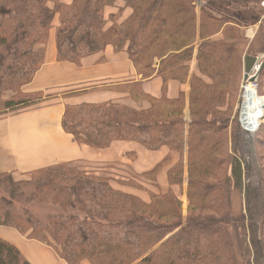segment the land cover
Segmentation results:
<instances>
[{"label":"trees","instance_id":"obj_1","mask_svg":"<svg viewBox=\"0 0 264 264\" xmlns=\"http://www.w3.org/2000/svg\"><path fill=\"white\" fill-rule=\"evenodd\" d=\"M55 17L58 62L79 65L84 57L112 47L127 55L144 80L186 77L197 33L195 0H0V116L37 107L51 98L44 93L24 94L21 89L43 63ZM198 22L202 43L196 55L199 77L192 78L189 96L187 200L199 214L188 215L184 222L180 203L170 191L151 194L150 202L144 203L115 190L109 177L59 164L30 173L28 181L35 189L22 199L13 176L0 175V227L48 246L66 264H252L236 260L228 229L246 219L255 264H264L262 221L255 216L248 182L244 184L245 218L235 219L230 213V195L236 188L230 184L231 176L236 174L238 180L243 164L228 149L229 117L218 118L219 111L225 110L218 101L222 95L224 100L229 97L228 89L240 72L241 58L235 48L239 31L223 27L224 22L205 8L199 10ZM217 34L221 40H213ZM121 91L134 100L148 101L150 108L136 111L115 103L66 106L61 120L64 132L78 145L94 149L127 141L151 151L166 147L181 152L183 119L173 115L181 114L182 99L147 98L138 84ZM80 93H63V98ZM208 138L212 142L207 146ZM220 151L225 159L219 157ZM182 169L181 160L170 169L169 186L182 183ZM206 176L214 183L208 184ZM43 193H51L54 213L41 220L28 208L42 203ZM17 205H22L21 210ZM162 218L173 222H159ZM0 264L30 263L0 239Z\"/></svg>","mask_w":264,"mask_h":264},{"label":"crops","instance_id":"obj_2","mask_svg":"<svg viewBox=\"0 0 264 264\" xmlns=\"http://www.w3.org/2000/svg\"><path fill=\"white\" fill-rule=\"evenodd\" d=\"M198 1L201 4H195L197 33L194 50L183 81L170 79L164 82L158 76L144 80L138 75L127 55L114 52L112 47L84 57L79 65L58 62L55 47V28L58 20L55 17L44 45L43 63L32 81L21 89L24 94L44 93L52 97L37 107L0 116V175L11 174L22 180L34 171L59 164H70L80 167L86 173L111 178L115 190L133 195L144 203L150 202L151 194H166L169 191L183 202V198L186 199L188 180L186 166L187 132L190 123L189 96L192 78L199 77L196 55L202 43L198 20L199 10L204 6L201 0ZM262 1L264 0H214L217 6L220 4V7H226L229 16L233 15V21L224 22L223 27H233L240 31L235 48L241 57L242 70L244 57L250 56L263 62L261 73L264 70V9L260 6ZM212 12L219 14L223 11L216 9ZM221 39L220 34L213 38ZM243 76L244 71L242 83ZM135 84L139 85L141 94L147 98L182 99L184 136L181 152L171 151L166 147L151 151L135 142L127 141H115L105 149H94L78 145L74 138L62 129L61 120L66 106L115 103L136 111L149 109L148 101L134 100L121 91V88ZM73 92L81 93L63 98V93ZM41 135L50 138L53 145L42 144L40 147H33L35 140ZM26 149L31 152L28 153L29 150ZM180 160L183 164L182 183L169 186L168 172ZM160 164L156 173L149 178L148 174ZM234 193L231 194L232 205H236ZM0 239L12 244L30 264H66L48 246L27 240L12 228L0 227ZM81 264L89 263L84 261Z\"/></svg>","mask_w":264,"mask_h":264},{"label":"rangeland","instance_id":"obj_3","mask_svg":"<svg viewBox=\"0 0 264 264\" xmlns=\"http://www.w3.org/2000/svg\"><path fill=\"white\" fill-rule=\"evenodd\" d=\"M201 1L204 6L203 8L208 9V14L214 17L215 19H218V21L220 22L233 21V17H232L233 15L229 16V14H227L228 10L224 5L220 7L219 6L220 4H218L217 6L214 3V0H201ZM196 2L197 3L199 2V4H201L200 1L198 0H195V4ZM216 9H219L223 12H219V14L213 13L212 10L216 11ZM238 56L239 58H241L239 53ZM238 66L240 72L236 71L237 73L235 74L234 77V83L228 89L229 97L228 98L224 97L225 98L224 100L222 95V98L218 101L219 105H223V108L225 109L219 111L218 118L221 119L224 117H229L228 129H227L228 149L231 151L230 153H232L233 151L234 153L233 155H235L236 157L238 156V159H240L241 163L243 164L241 168L242 170L240 172V177H238V180L237 177H235L236 174H232L231 176L232 178L230 180L231 182L230 184L231 186L234 185L236 187L235 190L232 191L235 192L233 199L235 200L236 205H232V196L230 195V213L235 219L241 220L245 218L246 212H245V201H244V184L248 182V191L250 192L251 197L253 198L254 208H256L255 216L257 219L262 221L260 224L262 225L261 236L264 241V122L262 123V125L258 126L256 129H254L251 132H245L240 127L238 111H239V103L241 102V89L243 87V83H242L243 70H242L241 61L239 62ZM260 73L261 70L259 71L258 76L254 79V86L258 95L264 97V70L262 71L261 74ZM188 115H189L188 119L191 122L192 118L190 116V113ZM173 117L184 118L182 112L181 114H174ZM235 137H237L236 139L238 140L239 138L241 139L239 146L235 144L234 141ZM207 140L208 143L206 145L208 146V144L210 145L212 141L211 138H208ZM222 153L223 151H220L218 153L219 157L225 159L224 156H221L223 155ZM187 163H188V159H187ZM187 166H186V176L188 177ZM217 175L219 176V174ZM182 176H183V169H182ZM28 178L29 177L26 176L22 178V180H18L15 177H13V180L16 182L14 188L16 189V192L19 195H22L20 199L31 194L35 189L34 185L28 181ZM206 178L208 179V184L214 183V181L212 182L211 178L209 179V177L207 176ZM1 188L2 187H0V189ZM42 195H44L42 197L43 202L40 203L38 201L31 208L28 209L32 213H34L39 219L44 220L45 217H47L48 215H52L54 211L49 204V198L51 196V193H43ZM1 196L3 195L0 194V197ZM185 198H186L185 200L183 198V202H180L178 200L180 203L179 206L180 215L184 222L187 220L188 215L199 214L198 209L196 208L194 209L188 206L187 190H186ZM21 207L22 205H17L18 210H21ZM200 214L212 215L210 212L207 211H200ZM158 221L162 223L173 222L172 220L166 218L159 219ZM228 229L232 237L233 251L236 260L239 263H245V261H248L249 263L251 262L252 264H255V259H254L255 252L250 243L251 236L249 232V222L246 219H243L238 223L232 224L231 226L228 227ZM246 249H247V253H246Z\"/></svg>","mask_w":264,"mask_h":264},{"label":"bare ground","instance_id":"obj_4","mask_svg":"<svg viewBox=\"0 0 264 264\" xmlns=\"http://www.w3.org/2000/svg\"><path fill=\"white\" fill-rule=\"evenodd\" d=\"M261 62V60L257 61L252 73L246 77V81H244L243 87L241 89V102L239 103L238 115L240 127L245 132L253 131V128L256 129L264 122V97L259 96L256 92L254 80L252 78L259 69ZM42 144L53 145L50 138H46L41 135L35 140L33 147H40ZM30 152L31 150L28 151V153Z\"/></svg>","mask_w":264,"mask_h":264},{"label":"water","instance_id":"obj_5","mask_svg":"<svg viewBox=\"0 0 264 264\" xmlns=\"http://www.w3.org/2000/svg\"><path fill=\"white\" fill-rule=\"evenodd\" d=\"M257 58L246 56L243 59V71H244V76H243V82L246 81V77H248L254 68V66L257 64ZM263 62L259 66L258 72L255 74L254 79L258 76L259 71L262 69Z\"/></svg>","mask_w":264,"mask_h":264},{"label":"built area","instance_id":"obj_6","mask_svg":"<svg viewBox=\"0 0 264 264\" xmlns=\"http://www.w3.org/2000/svg\"><path fill=\"white\" fill-rule=\"evenodd\" d=\"M260 6L264 9V1H262L261 3H260ZM258 69V68H257ZM259 70V69H258ZM258 70H257V72H258ZM256 72V73H257ZM253 78V80H254V77H252ZM244 84V83H243ZM255 128H253L252 130H254Z\"/></svg>","mask_w":264,"mask_h":264}]
</instances>
